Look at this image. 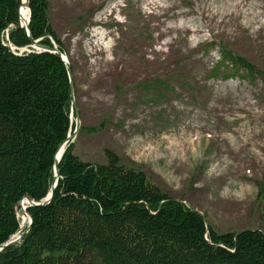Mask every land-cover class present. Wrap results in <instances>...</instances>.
Listing matches in <instances>:
<instances>
[{"label": "rangeland", "instance_id": "obj_1", "mask_svg": "<svg viewBox=\"0 0 264 264\" xmlns=\"http://www.w3.org/2000/svg\"><path fill=\"white\" fill-rule=\"evenodd\" d=\"M48 2L75 69L74 153L118 154L220 233L264 232V79L211 77L223 45L264 72V0Z\"/></svg>", "mask_w": 264, "mask_h": 264}, {"label": "trees", "instance_id": "obj_2", "mask_svg": "<svg viewBox=\"0 0 264 264\" xmlns=\"http://www.w3.org/2000/svg\"><path fill=\"white\" fill-rule=\"evenodd\" d=\"M21 5L0 0V246L19 231V204L27 197L40 202L53 188L55 156L77 116L72 122L71 83L58 55H16L5 45H32L27 31L17 28ZM29 8L31 37L69 57L48 0H30ZM215 46L209 43V49ZM220 51L211 77L242 70L264 79L227 46ZM169 83L155 78L145 88L167 89ZM74 149L69 143L59 164L53 202L28 209L31 230L0 252V264H264L263 231L220 233L118 154L106 150V163L92 164Z\"/></svg>", "mask_w": 264, "mask_h": 264}, {"label": "water", "instance_id": "obj_3", "mask_svg": "<svg viewBox=\"0 0 264 264\" xmlns=\"http://www.w3.org/2000/svg\"><path fill=\"white\" fill-rule=\"evenodd\" d=\"M28 6V3H29V0H26L25 2ZM30 16L31 14H29V19L27 21V23H23L22 21V17H21V11H20V23L17 24L18 28L19 29H26L28 34L30 35V31H29V22H30ZM31 39V42L33 44L32 48L40 51V52H49V53H52V54H57L61 60L66 64V67L68 69V74H69V78H70V81H71V88H72V99H73V107H76V103H75V97H74V82H73V72H72V68L70 66V63L68 62L67 58L60 52L58 51V49L55 47L54 49L52 48H49V47H45L43 45H41L39 43V41H36L34 40L33 38H30ZM31 53V52H29ZM80 129V119L79 117H77V121H76V131L75 133L72 135V136H69L68 139L65 141V143L60 147L57 155H56V163H55V184H54V188L51 190V193L48 195V197L39 202L38 204L33 202L31 199L27 198L28 202H30L32 204V206H46V205H49L50 203L53 202V199H54V195H55V188H56V184H57V181L59 180L60 178V170H59V163H60V160L63 156V153L65 151V146L67 143L73 141L74 137L77 135L78 131ZM26 215H28L30 217V226L28 227V229L26 230V232L22 233L19 237H15L13 239H11V241H9L7 244L3 245V246H0V252L2 250H4L5 248L7 247H11L13 245H16L20 242V240L22 239V237L28 233L31 229V225L33 223V219L32 217L26 213ZM21 232V229L19 231V233Z\"/></svg>", "mask_w": 264, "mask_h": 264}, {"label": "bare ground", "instance_id": "obj_4", "mask_svg": "<svg viewBox=\"0 0 264 264\" xmlns=\"http://www.w3.org/2000/svg\"><path fill=\"white\" fill-rule=\"evenodd\" d=\"M25 2H26V0H24V4L21 7V17H22L23 23L26 24L28 19H29V9H28L27 4ZM27 222H28V218L26 216H23L21 223L26 224Z\"/></svg>", "mask_w": 264, "mask_h": 264}]
</instances>
